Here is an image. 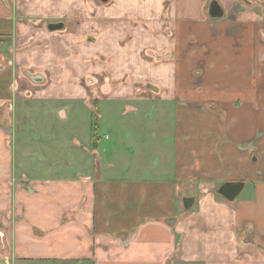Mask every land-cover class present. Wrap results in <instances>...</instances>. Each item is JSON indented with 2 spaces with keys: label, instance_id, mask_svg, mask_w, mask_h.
Listing matches in <instances>:
<instances>
[{
  "label": "crops",
  "instance_id": "1",
  "mask_svg": "<svg viewBox=\"0 0 264 264\" xmlns=\"http://www.w3.org/2000/svg\"><path fill=\"white\" fill-rule=\"evenodd\" d=\"M209 1L0 0V264H264V0Z\"/></svg>",
  "mask_w": 264,
  "mask_h": 264
},
{
  "label": "water",
  "instance_id": "2",
  "mask_svg": "<svg viewBox=\"0 0 264 264\" xmlns=\"http://www.w3.org/2000/svg\"><path fill=\"white\" fill-rule=\"evenodd\" d=\"M102 4H106L109 0H98ZM206 15L210 20H220L223 18V10L219 5L217 0H210L206 7ZM63 24L61 22L49 23L46 28L49 32L60 31L63 29ZM31 82L38 84L42 82L40 77L28 76ZM243 182H227L222 184L218 189V194L227 201H233L242 191ZM195 196L182 197L181 202L184 210H190L194 204Z\"/></svg>",
  "mask_w": 264,
  "mask_h": 264
},
{
  "label": "rangeland",
  "instance_id": "3",
  "mask_svg": "<svg viewBox=\"0 0 264 264\" xmlns=\"http://www.w3.org/2000/svg\"><path fill=\"white\" fill-rule=\"evenodd\" d=\"M145 55H146V57H148L147 54H145ZM20 73H22V76H24L23 72H20ZM80 85L83 86L85 89H89V91L92 87L94 89L98 87V90L102 94V96H107L108 92L111 91V82L109 81L106 74L102 71L101 72H95V73H92L90 75L84 76L80 80ZM13 97H15L14 99H16V100H18V99L22 100V99L26 98V97H23L21 94L18 95L16 92H15V95L13 94ZM100 99L105 100V101L107 100L105 98H100ZM93 100L94 99H90V102H92ZM104 122L107 123L105 118H103V123H102V121H101V123L98 122V133L101 137L100 139H101L102 144L106 145V144H109L111 142V127L108 124L104 125ZM245 193H246V190H244L243 192L241 191V193L237 197L242 198Z\"/></svg>",
  "mask_w": 264,
  "mask_h": 264
},
{
  "label": "built area",
  "instance_id": "4",
  "mask_svg": "<svg viewBox=\"0 0 264 264\" xmlns=\"http://www.w3.org/2000/svg\"><path fill=\"white\" fill-rule=\"evenodd\" d=\"M31 82V81H30ZM31 84H34V83H32L31 82ZM34 89H33V87L32 86H29L27 89H25V90H22V88L18 85V84H16V86H15V91H16V93L17 94H21L23 97H29V96H31L33 93H34V91H33Z\"/></svg>",
  "mask_w": 264,
  "mask_h": 264
},
{
  "label": "trees",
  "instance_id": "5",
  "mask_svg": "<svg viewBox=\"0 0 264 264\" xmlns=\"http://www.w3.org/2000/svg\"><path fill=\"white\" fill-rule=\"evenodd\" d=\"M96 104V103H95ZM98 119L95 115H93V124H92V131L93 134L96 135L98 132Z\"/></svg>",
  "mask_w": 264,
  "mask_h": 264
}]
</instances>
